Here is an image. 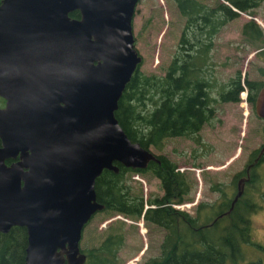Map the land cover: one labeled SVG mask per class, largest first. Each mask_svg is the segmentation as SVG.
<instances>
[{"label": "water", "instance_id": "95a60500", "mask_svg": "<svg viewBox=\"0 0 264 264\" xmlns=\"http://www.w3.org/2000/svg\"><path fill=\"white\" fill-rule=\"evenodd\" d=\"M137 3L0 1V231L25 227L23 264H86L83 228L105 207L96 177L117 172L115 162L160 161L115 116L142 61L132 28ZM254 111L264 120V82ZM263 152L264 143L254 162ZM247 178L238 179L227 212Z\"/></svg>", "mask_w": 264, "mask_h": 264}, {"label": "trees", "instance_id": "16d2710c", "mask_svg": "<svg viewBox=\"0 0 264 264\" xmlns=\"http://www.w3.org/2000/svg\"><path fill=\"white\" fill-rule=\"evenodd\" d=\"M173 1L184 17L180 49L163 75L144 74L136 68L115 110V116L128 137L144 147L152 145L162 148L164 140L172 136H184L201 142L199 131L214 114L208 93L213 82L205 76L214 36L240 11L253 15V9L262 0H225L228 3L215 0L211 5L203 0ZM70 15L78 17L79 12L74 10ZM241 32L245 40L258 45V48L263 47L258 54L264 55V34L259 23L250 18L243 23ZM245 82L249 89L247 100L254 107L264 78L258 81L246 79ZM242 86L238 73L222 89L220 99L237 100ZM257 152L251 153L250 161ZM157 155L160 161L150 160L143 168L125 167L118 162H115L119 166L117 172L104 168L95 180L97 199L105 205L102 210L133 218L142 215L147 221L163 228L158 254L148 257L144 264H238L244 244L251 241L250 214L257 205L251 203L246 193L239 197L229 212L227 208L216 213L211 207L213 203L207 201L200 203L194 215L166 205L169 186L172 188L171 194H175L172 202L179 203L186 198L191 183L175 169L174 161L164 154ZM261 159L264 160V154ZM256 169L255 165L251 168L248 183L254 186L261 179ZM134 171L139 174L152 173L160 179L163 188L162 195L149 199L150 205L145 209L141 193H135L126 183V173ZM215 189L223 191V184H217ZM245 190L249 191V187ZM263 194L261 191L260 196ZM221 199L228 202L231 198L223 193ZM223 205L222 202L220 206ZM123 241L121 229L111 227L97 246L82 249L86 254V264H119L118 251ZM258 245L264 253V244ZM25 246L24 226L14 225L8 232L0 231V264H23ZM248 264L264 262L259 259Z\"/></svg>", "mask_w": 264, "mask_h": 264}, {"label": "rangeland", "instance_id": "374dc122", "mask_svg": "<svg viewBox=\"0 0 264 264\" xmlns=\"http://www.w3.org/2000/svg\"><path fill=\"white\" fill-rule=\"evenodd\" d=\"M214 1L203 0L210 5ZM253 11L252 16H256L264 34V0ZM249 16L251 14L248 12L240 11L212 41L205 76L213 82L208 93L214 114L199 131L201 142L184 136H172L164 140L162 148L150 146L156 154H164L177 163L179 171L190 181L191 189L187 197L191 198L183 200L185 203L179 204L180 207H174L188 211L191 215L195 214V200L210 203L219 194L215 189L217 184L227 183L223 187L229 190L228 183H231L233 175L239 172V175H243L251 153L264 143V120L256 115L254 107L247 100L249 89L245 80L258 81L264 78V55L258 54L263 47L258 48V45L245 40L241 32ZM183 26L184 17L173 0H138L133 32L135 47L142 56L138 66L140 72L164 74L180 49L179 38ZM238 73L243 85L238 99L221 100L220 92ZM242 95H246V100ZM256 172L261 179L257 186L249 184L247 195L258 206L250 214L251 241L244 244L238 264L259 259L264 262V253L258 245L264 244V194L260 196L261 191L264 192V162L257 167ZM126 174V183L132 191L141 193L144 208L150 205L149 199L162 195L160 179L152 173L139 174L134 171ZM111 227L120 228L124 236L123 245L118 251L119 264H144L148 257L158 254L164 234L162 227L147 221L142 215L133 218L106 210L94 213L84 226L81 249L97 246Z\"/></svg>", "mask_w": 264, "mask_h": 264}, {"label": "flooded vegetation", "instance_id": "af4514ba", "mask_svg": "<svg viewBox=\"0 0 264 264\" xmlns=\"http://www.w3.org/2000/svg\"><path fill=\"white\" fill-rule=\"evenodd\" d=\"M1 1V0H0ZM134 15H135V13H134ZM134 17V16H133ZM132 28H133V20H132ZM133 35H134V32H133ZM134 44H135V35H134ZM5 101H6V99L5 98H3V97H1L0 96V106H3L4 104H5ZM261 147V146H260ZM260 147L257 149V151L259 152V149H260ZM258 152L257 153H255V155L253 156V158H252V160L250 161H248L247 163H246V166H245V168H244V172H243V175H239L240 174V172L238 173V174H234L233 175V177H232V179H231V183H228L230 186L228 187L229 188V190H226L224 187V190L223 191H220L219 189H216V191H218V195L213 199V201H211L210 202V204H212L211 205V207H213V210H214V212H216V213H220V212H223V211H225L227 208H229L230 207V205H231V200H232V198H233V196H234V194H235V192H236V186H237V181H238V179L239 178H241V177H244V176H248V178L245 180V182H244V188H243V192H242V194L240 195V196H242V195H244L245 193L247 194L248 193V191H246L245 189L248 187L247 185H249L248 183H249V180H250V177H251V168L255 165V167L257 168L261 163H263L264 162V160H262L261 159V157H262V155L264 154V152H263V154L254 162V160H255V157L258 155ZM260 159H261V161H260ZM171 160V159H170ZM7 161H9V160H7ZM155 161V160H154ZM173 161V160H172ZM248 166H249V169H247L248 168ZM175 169L176 170H180L179 168H178V164L176 163V167H175ZM247 171L249 172V175H247ZM225 185H227V183H224L223 184V186H225ZM171 187L169 186V193L167 194L166 193V205H172L173 206V197L175 196V194H171ZM190 189H191V185H190ZM165 192V191H164ZM190 192V191H189ZM225 194L226 196H228L229 198H231L228 202L227 201H224L223 199H221V195L222 194ZM253 194H256V192H254ZM189 195V193L185 196L186 198L184 199V201L186 200V199H190L191 197H187ZM239 196V197H240ZM198 197V196H197ZM238 197V199H240ZM237 199V200H238ZM236 200V201H237ZM184 201H182V202H179L180 204H182L183 205V203H185ZM236 201H235V203H236ZM208 202V201H207ZM223 202V206H220L221 205V203ZM193 203H195L196 204V206H195V211H194V213L196 212V209H197V207L200 205V201L199 200H195V202H193ZM209 203V202H208ZM235 203H234V205H233V207L235 206ZM251 203L252 204H254V206H255V201L252 199V201H251ZM228 204V207H225L226 205ZM184 205H186V204H184ZM191 205H193V204H191ZM258 206V205H257ZM257 206H255V208L257 209ZM232 207V208H233Z\"/></svg>", "mask_w": 264, "mask_h": 264}, {"label": "built area", "instance_id": "2783aa9c", "mask_svg": "<svg viewBox=\"0 0 264 264\" xmlns=\"http://www.w3.org/2000/svg\"><path fill=\"white\" fill-rule=\"evenodd\" d=\"M244 93V92H243ZM242 98L246 100V95H242ZM175 206H180L179 204H175Z\"/></svg>", "mask_w": 264, "mask_h": 264}]
</instances>
